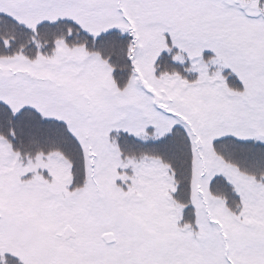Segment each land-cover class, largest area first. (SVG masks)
<instances>
[{
	"label": "snow or ice",
	"instance_id": "obj_1",
	"mask_svg": "<svg viewBox=\"0 0 264 264\" xmlns=\"http://www.w3.org/2000/svg\"><path fill=\"white\" fill-rule=\"evenodd\" d=\"M0 264H264V0H0Z\"/></svg>",
	"mask_w": 264,
	"mask_h": 264
}]
</instances>
